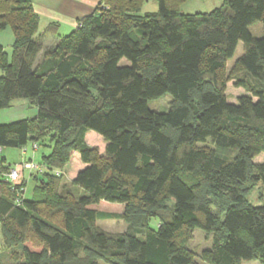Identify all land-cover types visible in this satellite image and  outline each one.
Masks as SVG:
<instances>
[{"label": "trees", "instance_id": "obj_1", "mask_svg": "<svg viewBox=\"0 0 264 264\" xmlns=\"http://www.w3.org/2000/svg\"><path fill=\"white\" fill-rule=\"evenodd\" d=\"M144 1L100 0L58 35L56 23L39 30L32 0H0V30L13 32L11 53L0 46V109L21 99L36 107L0 123V148L53 144L31 198L0 174V232L16 260L3 264H200L187 247L195 229L211 234L203 264H264V162L255 161L264 153V36L249 31L264 25V0L192 14L180 13L184 0H155L157 10L142 13ZM238 42L244 93L229 102L217 74ZM164 94L168 109H149ZM88 130L103 138L101 156ZM72 152L84 165L71 180L79 193L59 185ZM102 200L123 212L90 207ZM114 217L132 229L97 227Z\"/></svg>", "mask_w": 264, "mask_h": 264}, {"label": "rangeland", "instance_id": "obj_2", "mask_svg": "<svg viewBox=\"0 0 264 264\" xmlns=\"http://www.w3.org/2000/svg\"><path fill=\"white\" fill-rule=\"evenodd\" d=\"M223 0H184L178 4V9L180 13L182 14H192L197 12H208L211 11L221 5ZM6 7V6H3ZM157 3L155 0H145L141 6V12L145 11H156L157 10ZM8 8V6L6 7ZM47 17V16H46ZM44 19L47 21L44 16L41 18V21L39 22V30H41L43 23L45 22ZM78 21V20H77ZM78 22H76L77 24ZM72 27L65 21H60L59 27L57 28V33L61 35H67L70 33ZM249 31L251 34L255 37H262L264 36V25L261 22H256L249 26ZM56 37L49 35L46 37V43H53L55 41ZM53 40V41H52ZM12 43H13V32L11 27L7 26L5 29L0 30V46L3 47V50L6 54H10L12 51ZM44 44V43H43ZM44 49H46V45H43ZM242 54V43L238 42L236 49L233 53V56L229 58L223 67V69L217 74V78L219 80H222L225 82V93L227 96V99L229 102H236V99L239 95L244 93V89L241 87L235 86V81L239 77H243V72L241 71L240 66L238 65V58ZM122 63H128L126 59H122ZM2 71L0 68V75ZM23 100V99H21ZM171 96L169 94H164L158 98L152 99L148 102L149 109L157 112H165L170 103H171ZM18 101V100H16ZM19 102V101H18ZM27 104H29V101H26ZM31 106V105H30ZM1 110V109H0ZM14 107L11 109H5L0 113L1 116H11L14 112ZM32 112H27V116L31 117ZM85 141L89 146H93L96 148V152L99 156L103 154L105 142L103 138L98 135L97 133L88 130L85 135ZM204 145H210V142L207 141ZM33 146V149H32ZM53 144L50 143V140H45L42 144H38L37 147L34 148V145H32V142H28L26 144V151L23 152V148H0V174L3 175L5 179H7L10 184L11 181L8 178V173L12 167H15L16 164L19 162H32L36 164L38 169L34 168H25L23 171H21L20 178L18 180L17 185L19 191H21V194L24 195L26 198H31L33 196L34 187L36 184L39 183V180L35 177V172H38L40 170V164L42 162V156L47 155L50 153L51 148ZM256 162H264V153H262V157L255 158ZM8 166L7 171L6 167ZM84 166L83 163L79 159V155L77 152H72L70 154V157L68 159V162L62 167V171L60 173L62 176L60 177L59 185L66 184L69 188L75 190V193H79L76 190V187H73L71 184V180L81 169V167ZM4 167V168H3ZM11 167V168H10ZM1 186L5 187V190H7L8 183L6 180H3V182H0ZM261 188V184H257L254 189L252 196L253 198H256L257 195V189ZM20 194V195H21ZM93 209L96 210H102L105 212H113L117 214H121L123 212L124 206L122 204L118 203H110L107 201H100L98 204H94L90 206ZM41 210V208H40ZM42 213L44 214V207H42ZM149 225L154 227L156 226V219H152L149 221ZM10 225V223H8ZM96 225L99 229L109 232V233H120L124 231L131 230V225L124 221L122 218L114 217L109 219H98L96 220ZM27 235L30 237V233L27 232ZM26 240L25 245L30 249H37L39 248L38 243H36L35 239L29 238ZM211 246V234L205 233L201 229H195L192 232L191 239L187 242L188 249L195 255L196 260L203 264L202 261L199 259L200 253L210 248ZM19 248V246H18ZM15 255L20 254V250L15 249ZM3 256H1L0 264L3 263H14L16 260L15 258H11L10 252L11 249L5 248V245L3 243V238L0 232V253H3ZM99 262V261H98ZM100 264H104L100 261ZM241 264H261L258 260H251V261H243Z\"/></svg>", "mask_w": 264, "mask_h": 264}, {"label": "crops", "instance_id": "obj_3", "mask_svg": "<svg viewBox=\"0 0 264 264\" xmlns=\"http://www.w3.org/2000/svg\"><path fill=\"white\" fill-rule=\"evenodd\" d=\"M99 1L100 0H32L34 10L39 16V22L41 21V18L43 16L44 18L47 19V21L44 19L45 22L43 23L41 29L45 28L51 23L58 24L57 25L58 28L60 21H65L72 27L71 28L72 30L75 28L78 19L93 13ZM57 34L61 35L59 33ZM49 35H46L44 38V45H46V47H50L53 44V43L50 44L45 42L46 37H48ZM18 101H14L10 105V107L5 108V109H11L14 107L13 110L14 112H12L13 114L11 116H1L0 123H7L17 119L26 118L28 117L26 115L27 112H32L31 116L35 115L36 113L35 106L33 105L30 106L29 104H27L26 102L27 100L25 99ZM5 109H1L0 113ZM22 151L23 152L26 151V146L22 149ZM40 249L41 247L32 250H40Z\"/></svg>", "mask_w": 264, "mask_h": 264}, {"label": "built area", "instance_id": "obj_4", "mask_svg": "<svg viewBox=\"0 0 264 264\" xmlns=\"http://www.w3.org/2000/svg\"><path fill=\"white\" fill-rule=\"evenodd\" d=\"M35 147L36 146L34 145V148ZM25 168L38 169L36 164H34L32 162H19L18 164H16L15 167H12L8 173V178L10 179L12 184L17 185L18 180H19L20 175H21V171H23Z\"/></svg>", "mask_w": 264, "mask_h": 264}]
</instances>
